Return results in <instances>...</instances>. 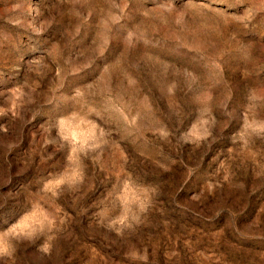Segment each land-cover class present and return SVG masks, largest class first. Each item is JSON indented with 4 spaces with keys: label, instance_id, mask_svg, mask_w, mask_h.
I'll use <instances>...</instances> for the list:
<instances>
[{
    "label": "rangeland",
    "instance_id": "374dc122",
    "mask_svg": "<svg viewBox=\"0 0 264 264\" xmlns=\"http://www.w3.org/2000/svg\"><path fill=\"white\" fill-rule=\"evenodd\" d=\"M0 264H264V0H0Z\"/></svg>",
    "mask_w": 264,
    "mask_h": 264
}]
</instances>
